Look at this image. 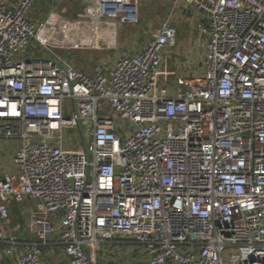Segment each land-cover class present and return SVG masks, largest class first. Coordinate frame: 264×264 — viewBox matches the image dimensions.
I'll list each match as a JSON object with an SVG mask.
<instances>
[{"label": "built area", "instance_id": "obj_1", "mask_svg": "<svg viewBox=\"0 0 264 264\" xmlns=\"http://www.w3.org/2000/svg\"><path fill=\"white\" fill-rule=\"evenodd\" d=\"M38 1L0 2V140L17 143L0 175L9 264H52L55 235L68 264H98L117 240L147 264H264V0H159L193 12L203 50L200 68L186 53L172 72L169 18L84 72L50 48L56 12L29 19ZM143 1L91 3L96 21L132 22ZM25 201L33 240L20 242L7 220Z\"/></svg>", "mask_w": 264, "mask_h": 264}, {"label": "rangeland", "instance_id": "obj_2", "mask_svg": "<svg viewBox=\"0 0 264 264\" xmlns=\"http://www.w3.org/2000/svg\"><path fill=\"white\" fill-rule=\"evenodd\" d=\"M46 2H34L30 14L35 23L41 22ZM48 3V2H47ZM181 2L143 1L138 7L134 21L126 22L123 16L114 20L96 21L92 3L84 6L80 2H71L67 11L56 12L58 35L51 42L56 56L70 62L75 68L91 72L102 64H111L116 53L125 50L137 51L149 40L160 21L169 18L176 29V46L166 52L162 69L172 72L177 60L181 61L184 52L193 54L197 69L201 67L203 50L195 44L196 33L193 31L194 14L190 10L185 13ZM40 50V52H38ZM44 49L31 45L27 55H43ZM71 103V102H70ZM114 116L113 113L110 114ZM74 134V132H70ZM81 150H84L80 137ZM9 152L5 141H0V166L4 167ZM5 157H1V156ZM16 205V204H15ZM16 218V215H13ZM13 224V223H12ZM145 260L133 264H145Z\"/></svg>", "mask_w": 264, "mask_h": 264}, {"label": "crops", "instance_id": "obj_3", "mask_svg": "<svg viewBox=\"0 0 264 264\" xmlns=\"http://www.w3.org/2000/svg\"><path fill=\"white\" fill-rule=\"evenodd\" d=\"M17 1L18 0H0L1 3H4L8 7H13L16 5ZM38 2H46L44 4V8H46V10H43L45 17L49 12L62 13L61 11H67L71 2H80V5L84 6L88 2H91V0H41ZM28 17L32 22H34L32 14L28 13ZM187 53H189V51H187ZM185 54L186 53L184 52V55ZM5 143L8 145L9 152L6 156V163L4 167L0 166V175L12 170L10 158L13 156L17 148V143L15 142L5 141ZM1 157L5 156L2 155ZM32 212L33 204L30 201H25L22 204H12L10 206L7 226L11 229L19 227L17 231L10 232V236H14L20 242L33 240L29 224ZM13 215H16V218H13ZM1 223L2 222L0 220V230H3V225ZM6 248L7 244L0 243V264H9L13 262L12 257L4 256L3 252ZM20 250L22 249L20 248ZM93 255L98 264H133L134 262L137 263V261L141 260L146 261L144 254L140 252L138 248L130 244L129 241L117 240L111 243L102 244L93 251ZM42 259L52 264H68V259L64 254L63 247L59 244L57 235L51 237L48 242L43 245ZM145 264H147V262Z\"/></svg>", "mask_w": 264, "mask_h": 264}]
</instances>
